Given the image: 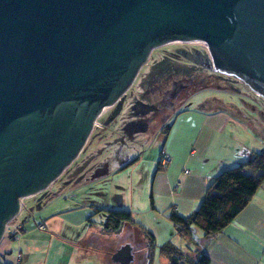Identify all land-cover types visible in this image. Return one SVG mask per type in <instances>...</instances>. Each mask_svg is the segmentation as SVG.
<instances>
[{
    "label": "water",
    "instance_id": "water-1",
    "mask_svg": "<svg viewBox=\"0 0 264 264\" xmlns=\"http://www.w3.org/2000/svg\"><path fill=\"white\" fill-rule=\"evenodd\" d=\"M202 42L264 100V0H0V240L84 149L151 52ZM121 245L114 264H131Z\"/></svg>",
    "mask_w": 264,
    "mask_h": 264
},
{
    "label": "crops",
    "instance_id": "crops-1",
    "mask_svg": "<svg viewBox=\"0 0 264 264\" xmlns=\"http://www.w3.org/2000/svg\"><path fill=\"white\" fill-rule=\"evenodd\" d=\"M170 117L168 124L161 125L169 128L154 137L161 146L158 154L149 158L142 146L117 151L118 145L110 144L94 162L96 171L91 179L70 193L74 203L64 198L56 204L58 200L53 201L52 197L51 203L36 205L39 212H52L35 226L30 224V214L18 226L10 228L8 224L0 240V262L109 264L108 253L79 249L87 246L84 242L88 243L91 236L99 234L103 238L107 234L103 231L105 217L97 212L109 211L127 213L131 218L132 223H125L115 234L125 229L127 234L151 236L154 249L147 253L148 257L171 243L179 250L200 251L209 264H264V184L232 223L210 240H205L195 227L190 228V238L183 237L171 221L173 213L186 218L195 212L216 176L238 167L249 155L263 151L257 136L226 113L196 105ZM144 131H137V139L148 140L142 135ZM163 156L169 158L165 166L160 163ZM93 186L95 191L91 194L96 202L89 204L80 195ZM61 206L67 209H56ZM40 224L43 230L37 229ZM76 229L81 230L77 233ZM158 257L169 264L159 252Z\"/></svg>",
    "mask_w": 264,
    "mask_h": 264
},
{
    "label": "rangeland",
    "instance_id": "rangeland-1",
    "mask_svg": "<svg viewBox=\"0 0 264 264\" xmlns=\"http://www.w3.org/2000/svg\"><path fill=\"white\" fill-rule=\"evenodd\" d=\"M181 51L189 54L191 57L198 55V58L196 57L194 61L188 60L180 55ZM206 60H209V56L204 44L170 43L156 48L151 52L147 62L141 67L132 85L121 99L123 101L126 94L128 96L130 93L135 92L141 86V81L144 80L149 71H158L160 76L162 75V77H166L165 79L168 80V82H166L167 103L171 101V93L177 89L180 84L185 86L183 94L180 93L178 98L171 101L173 102L172 110L169 112L165 111L164 114L168 112L172 115L193 105L201 109H208L212 112H224L233 120L242 123L250 131H253L260 145L264 147V100L236 78L214 71L212 67L207 66ZM174 64L177 67L176 69L173 68ZM178 68L182 71L178 70ZM169 75L170 77H168ZM173 81L176 82L175 87L171 83ZM115 109L116 105L109 107L96 120L95 126L83 151L54 183L45 191L23 199L19 214L8 225L10 228L18 226L22 218L29 216V214L32 218L30 224L35 226L37 222L42 221L52 212L51 210L49 214L48 211L43 213L39 212L36 205L39 206L49 201L52 197H54L53 201L58 200L56 204H60L61 200L64 201V198L68 201L71 199L70 193L74 191L75 188L80 187V185L83 183L85 184V182L87 183L86 180L80 181L82 183H65L67 180L66 176L72 168L80 165L85 155H88L92 150H94L93 152L95 153L96 149L101 148L104 142L111 141L114 136V133L110 131L114 129L113 122L116 119L114 113ZM170 119L171 117H168L167 120L164 121V124H168ZM153 138L154 137H151V139L146 140V143L142 144V147H140L141 150H145L144 154L149 158L151 155L153 156L154 153L158 154L160 152L161 146L159 145L158 147L157 142L159 139ZM244 173L260 174V172L252 171H244ZM63 184H66V186H63ZM92 190L95 191L94 186L84 191V193L80 195V198L89 204H94L93 201L96 202V200L93 197L94 195L91 194L93 192ZM74 199L77 202L76 198ZM70 201H72V199ZM49 203L51 202L49 201ZM72 203L74 202L72 201ZM56 209L64 211L67 208L61 206ZM80 230L81 229H76V232L79 233ZM198 232L201 231L198 230ZM42 234L46 236L49 235L48 232ZM140 237L138 234H127L125 229L119 234H106L103 238L98 234L96 237L91 236L88 243L86 241L84 242L87 246L79 247V249H87L89 253H91V249H93L96 253L105 252L109 254L114 252L121 245L130 244L133 254V261L131 264H168L163 258L158 257V250L156 253L153 252V256L150 254V257H148L146 243H148L149 240L144 235ZM102 247L105 250H102ZM108 254V262L109 264H113L111 263V256Z\"/></svg>",
    "mask_w": 264,
    "mask_h": 264
},
{
    "label": "trees",
    "instance_id": "trees-1",
    "mask_svg": "<svg viewBox=\"0 0 264 264\" xmlns=\"http://www.w3.org/2000/svg\"><path fill=\"white\" fill-rule=\"evenodd\" d=\"M168 128L165 127L163 131ZM244 171L260 172V174L253 176L245 174ZM263 184L264 150L249 155L238 167L223 171L216 176L199 208L186 218L173 213L171 221L179 227L178 233L183 237L190 238V228L195 227L203 233L205 240H210L232 223ZM97 213H102L105 217L103 231L107 234L117 233L125 223H132L127 213L109 211ZM146 235L149 240L146 245L148 253L154 249V245L151 236L148 233ZM158 252L169 261V264H209L207 256L200 251L179 250L171 243L159 247Z\"/></svg>",
    "mask_w": 264,
    "mask_h": 264
},
{
    "label": "flooded vegetation",
    "instance_id": "flooded-vegetation-1",
    "mask_svg": "<svg viewBox=\"0 0 264 264\" xmlns=\"http://www.w3.org/2000/svg\"><path fill=\"white\" fill-rule=\"evenodd\" d=\"M180 55L193 61L196 60V57L198 58V55L191 57L183 51L180 52ZM173 68H177L175 64ZM178 70L182 71L180 68H178ZM168 77H170V75ZM165 78L166 77H162V75L160 76L158 71L151 70L147 73L144 80L141 81V86L135 92L130 93L128 96L127 94L125 95L118 112L116 113V109L114 112L116 119L113 122L114 129L110 131L114 133L111 141L104 142L101 149L96 150L94 154L85 155L80 165L72 168L67 174L66 182L75 183L83 180H90L96 171L94 162L110 144L118 145L119 150L117 151H121L123 147L124 149L132 150L135 149V147L142 146L146 141V139H137L140 137V133H138L139 130H145L142 135H145L148 139L155 137L157 133L163 132L166 126L161 128V125L171 116V114L168 113L172 110L173 102L171 101L178 98L180 93L183 94V90L185 89V86L180 84L177 89L171 93V101L167 103L166 82H168V80ZM171 83L175 87L176 82L173 81ZM165 111L168 112L164 114ZM102 165L103 164H101L100 167Z\"/></svg>",
    "mask_w": 264,
    "mask_h": 264
},
{
    "label": "built area",
    "instance_id": "built-area-1",
    "mask_svg": "<svg viewBox=\"0 0 264 264\" xmlns=\"http://www.w3.org/2000/svg\"><path fill=\"white\" fill-rule=\"evenodd\" d=\"M160 163H161L162 166L167 165V164L169 163V158L166 157V156H163L162 159H161V161H160ZM37 228H38L39 230H43V229H44V226H43L42 224H40V225L37 226ZM19 257H20V256L17 255V260H16L17 263H18ZM0 264H4V263L0 262Z\"/></svg>",
    "mask_w": 264,
    "mask_h": 264
},
{
    "label": "bare ground",
    "instance_id": "bare-ground-1",
    "mask_svg": "<svg viewBox=\"0 0 264 264\" xmlns=\"http://www.w3.org/2000/svg\"><path fill=\"white\" fill-rule=\"evenodd\" d=\"M173 43H176V42H173ZM191 43L203 44L202 42H198V41L191 42ZM107 109H108V108H104L103 112H104L105 110H107Z\"/></svg>",
    "mask_w": 264,
    "mask_h": 264
}]
</instances>
